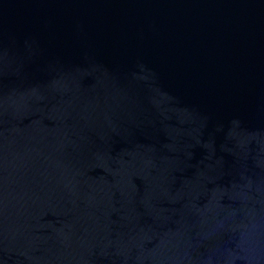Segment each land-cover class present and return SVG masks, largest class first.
<instances>
[{
	"label": "water",
	"instance_id": "water-1",
	"mask_svg": "<svg viewBox=\"0 0 264 264\" xmlns=\"http://www.w3.org/2000/svg\"><path fill=\"white\" fill-rule=\"evenodd\" d=\"M0 264H264V0H0Z\"/></svg>",
	"mask_w": 264,
	"mask_h": 264
}]
</instances>
